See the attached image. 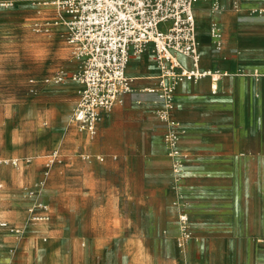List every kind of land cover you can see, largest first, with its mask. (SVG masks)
I'll list each match as a JSON object with an SVG mask.
<instances>
[{"label": "crops", "instance_id": "crops-1", "mask_svg": "<svg viewBox=\"0 0 264 264\" xmlns=\"http://www.w3.org/2000/svg\"><path fill=\"white\" fill-rule=\"evenodd\" d=\"M194 14L198 68L219 73L216 91L209 76L176 81L167 112L152 54L133 55L131 90L101 110L94 135L70 118L61 133L51 132L36 186L46 201L36 214L47 218L27 217L26 205L11 198L0 204V219L28 218L26 253L92 256L117 238L119 264H152L149 246L163 244L172 253L165 264H257L251 255L264 250L256 246L264 241V0H198ZM179 60L192 68L189 58ZM58 87L48 101L75 106L79 83ZM7 159L18 167L25 156ZM24 180L15 181L22 200L31 192Z\"/></svg>", "mask_w": 264, "mask_h": 264}, {"label": "rangeland", "instance_id": "rangeland-1", "mask_svg": "<svg viewBox=\"0 0 264 264\" xmlns=\"http://www.w3.org/2000/svg\"><path fill=\"white\" fill-rule=\"evenodd\" d=\"M37 2L38 0H0V204L7 198H11L15 206L21 207L20 204L24 203L26 215L30 218L37 213L36 210H41L46 205L45 200L38 199L39 191L36 190L45 169L44 155L47 151L41 152L51 132H62L74 107V103L66 107L62 100H48L53 94L59 93L61 89L58 86H69L72 76L78 70V62L74 61L61 36L63 28L52 27L50 32L41 29L46 21H51L52 11L48 6L42 7ZM212 6L213 2L210 8ZM146 52L152 54L155 67L158 68L152 50L147 49L144 53ZM133 55L130 54L129 62ZM60 75L63 79L56 82ZM31 80L34 83L30 84ZM47 94L50 96L46 97ZM12 155L25 156L23 164L18 167L12 164L7 159ZM21 163L19 159V164ZM21 175L28 179L24 180L26 184H31V190L28 188L31 192L23 196L24 200L17 193L15 183ZM5 207L0 205V211ZM29 208L34 209V214H30ZM1 221L20 227L22 233L14 234L0 229V264H23L27 260H43L45 264L52 260L51 264L120 263L117 238L104 246L102 252L92 256H89V251L68 250L66 253H56L54 259L49 260L47 256V261L46 254L31 255L22 248L28 218L21 224L5 218L0 219ZM263 245L264 241L256 242L257 249ZM149 248L152 264H165L166 258L172 255L170 246L166 244L158 245L157 250L153 245ZM256 257L251 255V263L263 262L264 250L257 251Z\"/></svg>", "mask_w": 264, "mask_h": 264}, {"label": "built area", "instance_id": "built-area-1", "mask_svg": "<svg viewBox=\"0 0 264 264\" xmlns=\"http://www.w3.org/2000/svg\"><path fill=\"white\" fill-rule=\"evenodd\" d=\"M197 0H38L37 4L51 8V21L44 23L45 32L62 27L61 36L78 62L72 79L79 83L77 100L70 122L80 131L94 135L101 110H110L122 102L131 90V78L126 73L130 54L152 50L160 71V96L165 111L173 108V83L182 79L211 77V70L198 68L196 40ZM216 2L212 9H217ZM40 30V28H38ZM179 56L190 59L186 68ZM60 75L55 80H62ZM48 81V79L46 80ZM34 83L33 80L29 82ZM217 89L212 85V92ZM48 157V164L55 159ZM45 207V206H44ZM43 207V208H44ZM30 209V214H34ZM32 219H46L35 215ZM0 229L21 234L22 229L1 221Z\"/></svg>", "mask_w": 264, "mask_h": 264}, {"label": "bare ground", "instance_id": "bare-ground-1", "mask_svg": "<svg viewBox=\"0 0 264 264\" xmlns=\"http://www.w3.org/2000/svg\"><path fill=\"white\" fill-rule=\"evenodd\" d=\"M210 31H212V29H210ZM213 33H214L213 36H215V32H213ZM196 40H197V38H196ZM197 43H198V41H197ZM199 60H200V54H199L198 64H199ZM212 73H214L213 76H214L215 78L220 76L218 72L212 71Z\"/></svg>", "mask_w": 264, "mask_h": 264}]
</instances>
